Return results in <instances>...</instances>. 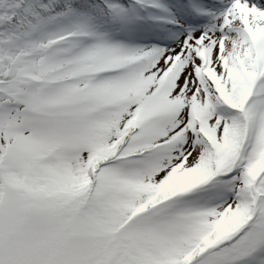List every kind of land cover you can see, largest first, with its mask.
<instances>
[{
	"label": "snow or ice",
	"instance_id": "snow-or-ice-1",
	"mask_svg": "<svg viewBox=\"0 0 264 264\" xmlns=\"http://www.w3.org/2000/svg\"><path fill=\"white\" fill-rule=\"evenodd\" d=\"M0 264H264V0H0Z\"/></svg>",
	"mask_w": 264,
	"mask_h": 264
}]
</instances>
